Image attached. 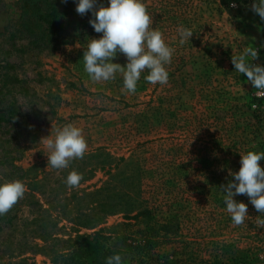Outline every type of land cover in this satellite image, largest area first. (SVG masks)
<instances>
[{
  "label": "rangeland",
  "instance_id": "rangeland-1",
  "mask_svg": "<svg viewBox=\"0 0 264 264\" xmlns=\"http://www.w3.org/2000/svg\"><path fill=\"white\" fill-rule=\"evenodd\" d=\"M39 1L52 0H34ZM143 2L152 27L175 50L166 66L169 82L151 85L144 72L135 94H124L119 73L115 80L94 83L84 70L89 40L102 36L89 23L91 13L67 15L51 31L56 49H40L33 34L22 31L24 0H0V157L14 158L24 169L48 162L42 139L52 127L73 123L83 129L86 154L102 152L103 166L80 189L103 190L102 211L108 217L103 226L130 222L118 213L128 195L134 196V209L149 208L157 226H168V243L155 250L153 259L138 260L136 251L150 231L131 221L134 252L129 247L122 264H246L247 258L254 264L245 239L258 231L260 213L247 195L234 196L248 205V218L233 226L221 185L234 180L240 153L264 152V97L236 72L231 59L251 47L258 51L251 63L264 66V20L251 10L254 0L235 7L222 0ZM101 4L107 6L108 0H97V7ZM180 26L193 32L184 44ZM112 62L126 66L127 58L118 53ZM259 163L264 168V160ZM10 171L11 166L0 167V177ZM124 174L134 183H124ZM77 197L69 190L55 204L60 208L54 215L67 225L61 233L75 236L78 227L68 219L89 213V199ZM23 210L19 229L26 231L22 223L33 215ZM79 230L92 234L97 229ZM11 233L6 228L0 235V264H20L21 257L10 258L5 241ZM27 256L30 263L46 260Z\"/></svg>",
  "mask_w": 264,
  "mask_h": 264
},
{
  "label": "clouds",
  "instance_id": "clouds-1",
  "mask_svg": "<svg viewBox=\"0 0 264 264\" xmlns=\"http://www.w3.org/2000/svg\"><path fill=\"white\" fill-rule=\"evenodd\" d=\"M67 3V0H62ZM235 6V5H233ZM251 10L264 20V0H254ZM76 12L84 16L91 12L90 25L100 38L90 39L83 54L84 70L94 83H103L116 79L117 73L123 78L121 92L135 94L141 74L147 72L144 79L151 85H167L169 72L167 65L172 62L174 49L164 39L163 33L152 27L153 18L143 0H108V5L97 7V0H78ZM180 43L190 41L193 32L180 26ZM118 53L127 58L126 66L113 63ZM250 58V59H249ZM258 58L255 48H246L238 56H232L236 72L245 74L257 90L258 97H264V66L251 63ZM48 151V166L63 170L76 159H83L88 151V143L83 129L68 123L51 130V134L42 139ZM240 168L231 173L234 180L221 185L226 211L233 226L245 224L248 218V205L237 202L234 196L247 195L250 203L260 213L256 219L257 228H264V152L247 151L240 153ZM82 174L71 171L65 180L69 188H78ZM26 185L20 180H4L0 183V216L6 215L17 202L24 198ZM106 264H122V257L114 254L106 259Z\"/></svg>",
  "mask_w": 264,
  "mask_h": 264
},
{
  "label": "trees",
  "instance_id": "trees-1",
  "mask_svg": "<svg viewBox=\"0 0 264 264\" xmlns=\"http://www.w3.org/2000/svg\"><path fill=\"white\" fill-rule=\"evenodd\" d=\"M250 1L222 0V4L225 6L232 3L248 4ZM77 2L78 0H67V3H62V0H52L49 3L39 1L38 4L34 0H24V8L27 11L25 10L21 16V20L24 21L22 31L33 34V44L39 43L38 48L56 49L59 43H51V36L54 35L51 31L54 27L60 26L67 15L80 16L76 12ZM101 156L102 152L85 154L83 159L73 160L70 166L63 170L53 169L50 165L48 166V162L24 169L16 164V159L0 157L1 168L11 166V174L7 177H0V183L4 180H20L27 187L24 198L19 200L6 215L0 216V235L6 228L12 230V233L5 237L8 249L12 251L10 258L19 256L21 257L20 264H38L37 262L30 263L27 255L33 254L46 258L41 264H106V259L114 254H119L123 258L127 255L129 247H133L134 252L133 244L129 243L130 233L134 226L131 221L134 220L146 224L150 231V234L144 233V243L136 251L138 260L153 259L155 250L162 244L168 243V233L167 231L164 233V230H168V226L167 229L165 226H157L158 221L153 210L140 208L138 205L139 209H134V196L131 195L124 198L120 204L121 210L118 212L123 213L125 219L130 222L119 223L111 227L103 226L108 218L105 215L106 212L102 211L103 202L100 195L103 190L80 189L81 185L94 175L97 167L103 166ZM93 163H96V166H90ZM88 165L90 169L86 171ZM73 170L82 174L83 177L78 188H69L65 183L67 175ZM123 182L133 184L134 177L124 174ZM69 190L75 197L78 192H84L77 198L86 201L89 199L90 206L87 211L89 213L75 215L68 219L75 227H78L75 230V236L61 233L67 229V225L61 226L60 220L63 217L58 218L54 215V211L60 208L58 205L55 206L56 202L60 204L65 200V195ZM136 204H138L137 199ZM24 207L30 209L33 218L24 220L22 228L24 226L26 231H21L19 221ZM80 228L97 230L92 234H83ZM18 232L21 236H18ZM1 247L2 242L0 241V252Z\"/></svg>",
  "mask_w": 264,
  "mask_h": 264
},
{
  "label": "built area",
  "instance_id": "built-area-1",
  "mask_svg": "<svg viewBox=\"0 0 264 264\" xmlns=\"http://www.w3.org/2000/svg\"><path fill=\"white\" fill-rule=\"evenodd\" d=\"M232 7L237 6V3H232ZM235 5V6H233ZM264 218V217H262ZM245 250L250 252L254 264H264V228H259L258 231H254L248 234L246 237ZM246 264H250L251 259H246Z\"/></svg>",
  "mask_w": 264,
  "mask_h": 264
}]
</instances>
